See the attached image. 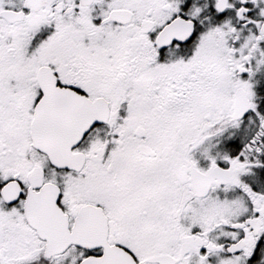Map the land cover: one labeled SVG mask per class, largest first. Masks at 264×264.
I'll return each instance as SVG.
<instances>
[{
  "label": "snow or ice",
  "instance_id": "snow-or-ice-1",
  "mask_svg": "<svg viewBox=\"0 0 264 264\" xmlns=\"http://www.w3.org/2000/svg\"><path fill=\"white\" fill-rule=\"evenodd\" d=\"M0 264H264V0H0Z\"/></svg>",
  "mask_w": 264,
  "mask_h": 264
}]
</instances>
